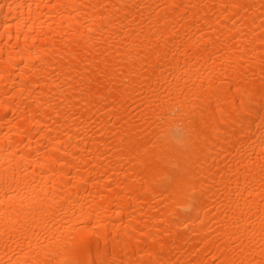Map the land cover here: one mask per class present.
Here are the masks:
<instances>
[{
  "label": "bare ground",
  "instance_id": "1",
  "mask_svg": "<svg viewBox=\"0 0 264 264\" xmlns=\"http://www.w3.org/2000/svg\"><path fill=\"white\" fill-rule=\"evenodd\" d=\"M0 264H264V0H0Z\"/></svg>",
  "mask_w": 264,
  "mask_h": 264
}]
</instances>
